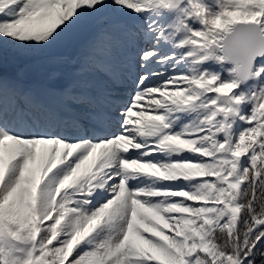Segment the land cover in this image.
I'll return each instance as SVG.
<instances>
[{
  "label": "snow or ice",
  "instance_id": "1",
  "mask_svg": "<svg viewBox=\"0 0 264 264\" xmlns=\"http://www.w3.org/2000/svg\"><path fill=\"white\" fill-rule=\"evenodd\" d=\"M183 5L0 0V264H264V66L204 67L264 0Z\"/></svg>",
  "mask_w": 264,
  "mask_h": 264
},
{
  "label": "water",
  "instance_id": "2",
  "mask_svg": "<svg viewBox=\"0 0 264 264\" xmlns=\"http://www.w3.org/2000/svg\"><path fill=\"white\" fill-rule=\"evenodd\" d=\"M227 60L234 63L239 78L251 73L254 62L264 55V36L259 25H235L223 40Z\"/></svg>",
  "mask_w": 264,
  "mask_h": 264
},
{
  "label": "rangeland",
  "instance_id": "3",
  "mask_svg": "<svg viewBox=\"0 0 264 264\" xmlns=\"http://www.w3.org/2000/svg\"><path fill=\"white\" fill-rule=\"evenodd\" d=\"M186 2H184L185 4L183 5V7L188 8V10L190 11V5H188V0H185ZM192 3H199L201 5H203L206 10H207V15H214L217 12L220 11L221 9V3L223 2V0H191ZM172 14H174L172 12ZM172 18H174V15H171ZM183 14L180 13V18H182ZM191 27L195 28V29H201L203 28V25L200 22V19L192 16L188 21H187ZM262 27V31L264 34V25L261 26ZM224 34V32H220L217 34V43L215 45L212 46L213 50L215 51V54L213 55V57L211 58V60L207 61L205 64V67L207 69H209L211 72L218 74L220 76L221 79L223 80H238L236 79V75H235V67L228 63L226 61V57L225 55L222 53L221 51V37ZM65 55H67L69 58H73L75 57L78 53L74 50L72 52H68V53H64ZM30 64V65H29ZM30 66V68L32 67L33 69L35 68L33 66V63L30 61H24L21 62V64L14 69V71H18V72H23V70L27 67ZM258 66H264V58H262L258 64H256V67L254 68V70L256 71V68ZM255 71H253L252 73H254ZM32 77H30V79H27L25 76V78L29 81L31 80H35L38 77H33V75H30ZM253 81L252 79H250L249 81H247L248 84H251ZM243 87V86H242Z\"/></svg>",
  "mask_w": 264,
  "mask_h": 264
},
{
  "label": "bare ground",
  "instance_id": "4",
  "mask_svg": "<svg viewBox=\"0 0 264 264\" xmlns=\"http://www.w3.org/2000/svg\"><path fill=\"white\" fill-rule=\"evenodd\" d=\"M29 65L23 70V74L27 79H30V77H32L30 75H33V77H38L37 73H39L42 76V75H46L50 71H61L62 70V68H57V67H42L40 69H37V68L33 69L32 67L30 68Z\"/></svg>",
  "mask_w": 264,
  "mask_h": 264
},
{
  "label": "trees",
  "instance_id": "5",
  "mask_svg": "<svg viewBox=\"0 0 264 264\" xmlns=\"http://www.w3.org/2000/svg\"><path fill=\"white\" fill-rule=\"evenodd\" d=\"M257 261H258V264H259V257H257Z\"/></svg>",
  "mask_w": 264,
  "mask_h": 264
}]
</instances>
